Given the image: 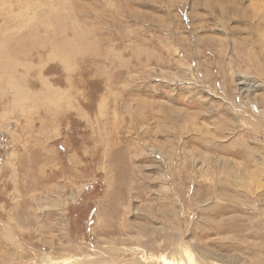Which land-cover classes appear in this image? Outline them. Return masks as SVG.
<instances>
[{
  "label": "rangeland",
  "instance_id": "1",
  "mask_svg": "<svg viewBox=\"0 0 264 264\" xmlns=\"http://www.w3.org/2000/svg\"><path fill=\"white\" fill-rule=\"evenodd\" d=\"M0 55V264H264V0H0Z\"/></svg>",
  "mask_w": 264,
  "mask_h": 264
},
{
  "label": "bare ground",
  "instance_id": "2",
  "mask_svg": "<svg viewBox=\"0 0 264 264\" xmlns=\"http://www.w3.org/2000/svg\"><path fill=\"white\" fill-rule=\"evenodd\" d=\"M231 5V4H230ZM232 6V5H231ZM229 7V6H228ZM232 8V7H231ZM65 25V24H64ZM64 27V26H63ZM66 29V28H65ZM1 56V55H0ZM1 58V57H0ZM5 64V63H4ZM4 67L2 66V63L0 62V77H1V73L3 71Z\"/></svg>",
  "mask_w": 264,
  "mask_h": 264
}]
</instances>
